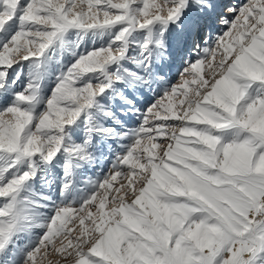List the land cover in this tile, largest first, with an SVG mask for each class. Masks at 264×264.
Listing matches in <instances>:
<instances>
[{
	"label": "snow or ice",
	"instance_id": "1",
	"mask_svg": "<svg viewBox=\"0 0 264 264\" xmlns=\"http://www.w3.org/2000/svg\"><path fill=\"white\" fill-rule=\"evenodd\" d=\"M220 3L0 0V264H264V0Z\"/></svg>",
	"mask_w": 264,
	"mask_h": 264
},
{
	"label": "rangeland",
	"instance_id": "2",
	"mask_svg": "<svg viewBox=\"0 0 264 264\" xmlns=\"http://www.w3.org/2000/svg\"><path fill=\"white\" fill-rule=\"evenodd\" d=\"M233 2H234V0H221V3L219 5V7L221 9L226 8L229 5H231ZM218 28H219V26L214 27L213 35L216 34V31L218 30ZM199 39H200V42L203 43V40L205 39L204 35L202 34V36ZM85 46L86 47H91L92 46L91 45V38H87L86 39ZM63 58H64V61L66 63H70L71 62V59H72L67 53L64 54V57ZM180 66H182V61L179 60V59H174V63L172 65V73H171V81L172 82H175V79H176V70ZM53 67L54 68L57 67V65L55 64V61L53 63ZM27 70L28 69L26 68L25 71L27 72ZM51 86H52V83L50 81L49 84H48V86H47L48 87V90H50ZM121 87H123V86L121 85ZM125 91H126L127 95L129 96V98H131V99L134 100V102L136 104V107H138V108H144V107H146L149 103H151L155 99V94L153 92L149 91L147 88H141V89H139L136 92H133V91L128 90V89H126ZM158 91H159V89H157V92ZM46 94H47V91H46ZM126 107H127V105H124L122 103H119L118 100H117L116 103H115V105H114V111H116L117 114H119L120 113V109L121 108H126ZM121 119L124 120L127 123V125H128L129 128L135 127L139 123V120L137 119V117L134 116V115H132V114L121 115ZM109 123H111V122L109 121ZM111 143H114V142H111ZM110 163H111V158L109 157V159L106 160L104 162V164H103V167H104L105 170L110 165ZM86 171L88 172L89 175H94V174L99 173L101 171V169H100V166L97 165L96 168H94V169H88ZM56 172L57 173H60V169L57 168L56 169ZM36 188H37V190H40V191H43L44 190V189L41 188V184H40V181L39 180H37ZM56 189H57V193L56 194L58 196L59 195V180H57V182H56ZM20 244L23 245L24 244V240H21L20 241Z\"/></svg>",
	"mask_w": 264,
	"mask_h": 264
},
{
	"label": "bare ground",
	"instance_id": "3",
	"mask_svg": "<svg viewBox=\"0 0 264 264\" xmlns=\"http://www.w3.org/2000/svg\"><path fill=\"white\" fill-rule=\"evenodd\" d=\"M202 36V35H201ZM119 103H121L119 100H118Z\"/></svg>",
	"mask_w": 264,
	"mask_h": 264
}]
</instances>
